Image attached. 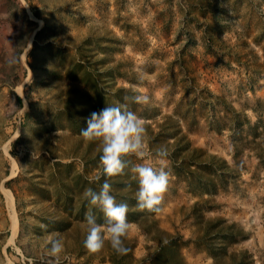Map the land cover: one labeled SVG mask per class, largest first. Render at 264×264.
Returning <instances> with one entry per match:
<instances>
[{"label":"rangeland","instance_id":"obj_1","mask_svg":"<svg viewBox=\"0 0 264 264\" xmlns=\"http://www.w3.org/2000/svg\"><path fill=\"white\" fill-rule=\"evenodd\" d=\"M125 104L149 153L109 179L129 251L90 253L101 145L80 131ZM162 146L169 185L142 211L131 167ZM57 235L61 264H264V0H0V264H50Z\"/></svg>","mask_w":264,"mask_h":264},{"label":"clouds","instance_id":"obj_2","mask_svg":"<svg viewBox=\"0 0 264 264\" xmlns=\"http://www.w3.org/2000/svg\"><path fill=\"white\" fill-rule=\"evenodd\" d=\"M133 92L131 97L133 103L138 105L150 103L148 95L135 93V89ZM86 123L87 127L81 129L80 135L88 142H98L101 145L99 157L101 173L93 179V183L100 185L99 190L87 188L83 197L91 207L103 213L104 224L97 223L96 216L91 212L86 214L87 229L83 246L90 253H98L105 247L107 239V243L118 255H124L129 251L125 246V240L131 228L127 220L128 205L117 202L116 197L112 195L109 179L125 173L128 167L126 157L135 156L144 160L149 156L145 145V124L126 104L106 106L98 112H93ZM168 155L166 147H158L152 156L159 162V166L140 163L131 167L138 184L136 201L139 210L161 211L160 206L170 180V172L166 171L164 165ZM49 245L48 255L52 258L50 264L53 262L61 264V254L64 252L63 239L57 235L49 241Z\"/></svg>","mask_w":264,"mask_h":264},{"label":"trees","instance_id":"obj_3","mask_svg":"<svg viewBox=\"0 0 264 264\" xmlns=\"http://www.w3.org/2000/svg\"><path fill=\"white\" fill-rule=\"evenodd\" d=\"M167 245H165L164 247H162V248H165Z\"/></svg>","mask_w":264,"mask_h":264},{"label":"bare ground","instance_id":"obj_4","mask_svg":"<svg viewBox=\"0 0 264 264\" xmlns=\"http://www.w3.org/2000/svg\"><path fill=\"white\" fill-rule=\"evenodd\" d=\"M7 192H8V191H7ZM7 192H6V193H7ZM8 193H9V192H8ZM10 196H11V195H10ZM7 199H8V198H7Z\"/></svg>","mask_w":264,"mask_h":264}]
</instances>
